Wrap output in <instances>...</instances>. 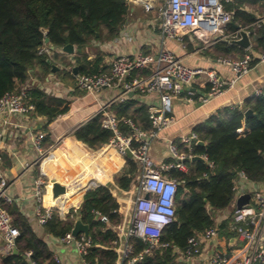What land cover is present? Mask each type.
I'll use <instances>...</instances> for the list:
<instances>
[{"label":"trees","instance_id":"16d2710c","mask_svg":"<svg viewBox=\"0 0 264 264\" xmlns=\"http://www.w3.org/2000/svg\"><path fill=\"white\" fill-rule=\"evenodd\" d=\"M262 2L232 0L224 4L225 10L232 13L226 31L235 32V26L246 27L250 32L252 47L246 51L220 41L213 46L216 52L222 56L242 58L247 54L257 56L264 50V24L259 22L256 25L257 18L251 15L255 11L248 10L262 6ZM128 12L127 0H0V98L6 92L20 90L30 75L37 74V70L43 79L51 73L56 62H63L59 53L54 52L51 57L39 54L46 38L48 45L56 50H61L67 44L76 48L78 52L74 56V64L77 74L93 75L107 71L109 66L104 63V55L97 53L89 59L87 50L93 42L107 43L115 39ZM256 62L253 61L252 65ZM74 64L63 62L64 66ZM71 73L72 70L57 72L64 77H72ZM149 73L147 69L135 70L128 80ZM25 100L33 106L30 113L42 116L47 123L66 113L70 104L59 96L47 95L36 85L28 87ZM246 110L252 114L245 116ZM109 111L121 120L119 131L124 136L131 134L128 121L142 131L151 129L149 107L134 95L111 104ZM101 117V113H98L78 126L73 130L72 137L92 150L107 145L113 134L102 128ZM241 129L244 131L240 132ZM192 132L204 146L187 145L180 140L174 143L184 157L201 156L205 162L184 161L186 171L170 168L163 172L178 183L174 220L162 230L160 236V242L169 246L145 255L136 264H173L176 259L173 247L184 250L188 238L214 226L215 213L227 209L234 200V185L240 172L252 183L258 184L264 180V88L262 95H253L240 106L219 108L194 126ZM50 144L49 135L45 134L41 145L46 148ZM98 155L105 157L106 164L103 167L110 178L120 168L121 162L110 146L89 152L90 158ZM124 159L125 164L112 184L125 192L131 188L140 167L133 157L125 156ZM69 167L68 172H76L77 175L70 180H60L69 186L70 195L64 194L53 199L48 190L43 197L45 205L63 212L69 206H76L85 190L100 183L87 178V162L79 161L75 165L72 161ZM110 187L102 185L87 191L76 211L69 209L65 220L60 219L58 210L52 209L50 217L38 229L16 203L0 201V207L11 215L19 232L16 239L17 253L0 254V264H56L48 237L57 239L71 232L77 218L88 226L92 248L88 249L86 261L89 264H115L117 252L113 242L116 235L112 229L120 223L121 215L117 211L118 201ZM101 217L106 218V221H101ZM228 223L229 220L223 221L219 230L226 238H231L233 234L227 229ZM130 241L135 253L146 247L139 239L131 238Z\"/></svg>","mask_w":264,"mask_h":264},{"label":"built area","instance_id":"2783aa9c","mask_svg":"<svg viewBox=\"0 0 264 264\" xmlns=\"http://www.w3.org/2000/svg\"><path fill=\"white\" fill-rule=\"evenodd\" d=\"M143 6L145 12L156 11L160 23V32L163 40L175 41L183 45L185 38L196 41L202 49H208L220 41L234 39L239 36V30L227 32V25L232 20V13L225 10L224 4L232 0H135ZM256 25L259 22L255 23ZM249 34L250 32L246 27ZM56 49L45 42L39 49V54L53 55ZM264 63V50L257 56L247 54L242 58L219 56L214 60L215 65L226 67L232 73L233 79L222 81L214 68L189 67L181 58L167 49H161L156 55L138 53L135 55H117L111 58L108 70L93 75H75V86L79 91L95 94L102 89L118 90L119 95L108 105L104 106L101 113V126L112 132L113 137L107 146L115 154L124 158L126 150L140 167L134 197L122 205L118 200V213L121 221L113 227L116 240L113 242L117 252L115 264H136L145 255L152 254L159 248L169 245L160 242L162 230L171 224L175 215V194L178 183L163 175L170 168L186 171L183 159L173 141L169 143V151L174 162L170 164H156L149 154L151 142L159 139V133L170 127L174 120L169 115L172 112V99L180 94L184 87H191L195 80L205 76L206 98L208 101L217 98L231 88L242 76L252 69L253 61ZM147 69V76L129 79L135 70ZM28 86L20 90L6 92L0 98V116L25 115L33 111V106L26 98ZM150 94L158 93L159 107H149V120L151 129L142 131L131 122V134L124 136L119 131L120 119L109 111L111 104L123 101L131 93ZM189 94H193L191 91ZM263 89H256L254 96L262 95ZM43 134L39 133L34 138V146L42 151ZM180 141L187 145L196 144L199 140L191 132L183 136ZM48 151V150H47ZM204 158V157H203ZM3 151L0 147V163ZM205 159V158H204ZM7 179L0 170V201L11 203V198L6 195ZM244 189H242V188ZM34 195L38 202L43 200L46 183L37 179L33 183ZM239 189V191H238ZM241 189V190H240ZM234 202L245 193L250 194L247 205L237 208L236 205L229 216L227 229L233 234L231 238H220V222L206 229L201 234H196L187 240L184 250L173 247L176 259L173 264H262L264 262V180L261 183L250 182L243 172L238 174L234 185ZM147 194V198L144 195ZM76 211V207H72ZM39 208L37 222L42 225L50 217L52 208ZM71 209V208H70ZM59 217L66 219L68 211L58 210ZM105 222L106 218L101 217ZM19 235L14 226L11 215L0 207V242L4 254L16 249V239ZM131 238L141 240L145 249L139 253L134 252ZM234 239V243L230 240ZM57 242L64 246H72L78 255L80 264H89L85 256L91 247L89 237L82 234L74 237L71 232L57 238ZM30 255V253H26ZM56 264H60L59 257L53 254Z\"/></svg>","mask_w":264,"mask_h":264},{"label":"crops","instance_id":"0c3cea01","mask_svg":"<svg viewBox=\"0 0 264 264\" xmlns=\"http://www.w3.org/2000/svg\"><path fill=\"white\" fill-rule=\"evenodd\" d=\"M156 1L159 3L162 0ZM262 3V6L251 7L248 10L250 12L254 10L255 14L253 15L256 16L257 21L264 24V0ZM127 4L129 12L118 36L107 43L93 42L89 50H87L89 59H92L95 54L101 53L104 55V63L108 65L111 58L117 55H135L138 53L156 55L161 49H167L181 58L183 63L189 67L214 68L222 81L233 79V75L228 68L215 65L214 60L222 55L216 52L213 46L208 49H202L198 42L187 38H185L183 45H179L175 41L163 40L156 11L145 12L143 6L135 0H127ZM77 52L75 48L73 56L62 52L59 53V57L63 62L68 61L74 64V56H76ZM63 62H56L54 66L57 69L51 71L43 79L40 78L42 75L37 70V74L30 75L22 86L30 87L36 85L47 95H55L68 100L70 104L66 113L57 116L49 123L42 116L32 113L0 116V147L3 151L0 170L4 173L8 182L6 195L11 198V202L19 206L20 210L30 219L36 229L40 225L36 219L39 208L59 209L45 205L43 200L41 202L37 201L33 188L35 180L41 179L46 183L44 195L48 190L51 192V180H56L67 187L66 195L69 196L71 191L69 186L60 179L70 180L77 175L76 172H68L67 167L72 161H74L75 165L79 161L87 162V178L95 179L100 183L108 179L103 167L106 164L105 157L98 155L90 158L89 152L96 151L75 140L71 134L74 129L98 114L104 106L111 103L119 95V91L102 89L93 95L79 91L75 88V75L77 74L73 71V68L77 66L75 64L64 66ZM62 70H72L71 74L73 76L64 77L61 74H57V72L61 73ZM205 80V76L195 80L191 85V88L195 89L193 94H189L191 90L184 89L180 94L173 97L172 112L169 115L173 118L174 123L167 129L162 130L159 133V139L152 141L149 148V154L156 164L162 165L174 162L169 151V143L171 141L174 142L175 140H180L183 136L189 135L194 126L204 121L219 108L240 106L245 99L253 96L254 90L263 89L264 63H255L248 74L238 79L223 95L208 101H204L207 92L206 87L203 86ZM131 94L130 96L134 95L136 99L145 103L148 107L160 106L158 93L141 94L135 92ZM243 131V129L240 130V132ZM39 133L44 136L48 134L51 140V144L46 148L42 147V151H38L34 146V138ZM113 153L121 162V166L118 169L120 170L125 164V159L119 157L114 151ZM139 175L140 172L137 174L131 188L125 192L120 191L111 182H106V184L99 183L88 189L109 185L111 186V193L118 198L122 205H126V201L131 200L135 195ZM163 175L166 176L164 173ZM84 192L76 206L82 202ZM231 212L227 209L218 211L215 213L214 218L221 225L223 221L229 220ZM224 237L220 233V238ZM48 241L53 254L59 257L60 264H80L78 255L72 246L61 245L57 242V239L52 237H48ZM0 254H4L1 242Z\"/></svg>","mask_w":264,"mask_h":264},{"label":"water","instance_id":"95a60500","mask_svg":"<svg viewBox=\"0 0 264 264\" xmlns=\"http://www.w3.org/2000/svg\"><path fill=\"white\" fill-rule=\"evenodd\" d=\"M253 17L254 15L251 14ZM236 30H239V36L237 38L234 39H229V40H224L225 43L228 44H232V45H236L244 50H248L251 46V40H250V34L245 30V29H241L238 26H235ZM44 42L46 44H48V39L46 38L44 40ZM61 52L67 54V55H71L73 56L75 54V48L73 45L71 44H67L66 46L61 48ZM55 69H57L54 65L52 66V71H54ZM73 71L75 74H77V68L74 67ZM185 90H191V91H195L194 88L191 87H184ZM132 94H129V96ZM252 114V112L250 110H246L245 111V116H250ZM199 146H204V143L202 141H198L196 143ZM126 156L131 158L132 154L129 150H126ZM184 161H201V162H205V159L201 156H192L191 158H185L183 159ZM238 180V177H237ZM91 189H87L84 192V195L87 191H89ZM67 192V187L63 184H60L59 182H57L56 180H51V193H52V198L56 199L62 195H64ZM83 195V196H84ZM145 198H147V194L144 195ZM250 199V194L249 193H245L240 195L235 202V205L237 208H241L244 205H247ZM71 233L74 237H77L79 235H83L85 238H88V226L84 225L81 220L79 218L76 219L74 226L71 230ZM230 243H234V239L230 240ZM92 248V247H91ZM12 254H16L17 250L13 249Z\"/></svg>","mask_w":264,"mask_h":264},{"label":"rangeland","instance_id":"374dc122","mask_svg":"<svg viewBox=\"0 0 264 264\" xmlns=\"http://www.w3.org/2000/svg\"><path fill=\"white\" fill-rule=\"evenodd\" d=\"M55 52H56V53H62L61 50H55ZM230 57H232V56H230ZM104 147H105V146H104ZM104 147H101L100 149H102V148H104ZM100 149L95 150V151H99ZM121 169H122V167H121ZM121 169L118 170V172L112 174V175L110 176V178H108L106 181H104V182H102V183H100V184H106V182H111V183H112L113 179L118 175V173L121 171ZM241 188H242V187H241ZM242 189H244V188H242ZM240 190H241V189H240ZM238 191H239V189H238ZM234 204H235V202L232 201V202L230 203V205L228 206L227 210H229V211H233V209H234V207H235ZM72 207H73V206H69V207L67 208V211H69V209L72 208ZM187 264H192V263H187Z\"/></svg>","mask_w":264,"mask_h":264},{"label":"bare ground","instance_id":"6f19581e","mask_svg":"<svg viewBox=\"0 0 264 264\" xmlns=\"http://www.w3.org/2000/svg\"><path fill=\"white\" fill-rule=\"evenodd\" d=\"M66 194V193H65Z\"/></svg>","mask_w":264,"mask_h":264}]
</instances>
